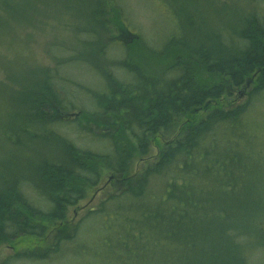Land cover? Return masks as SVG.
<instances>
[{"label":"trees","instance_id":"trees-1","mask_svg":"<svg viewBox=\"0 0 264 264\" xmlns=\"http://www.w3.org/2000/svg\"><path fill=\"white\" fill-rule=\"evenodd\" d=\"M48 14L66 16L65 28L70 31L72 45L65 39L61 43H52L48 49L49 59L54 62L51 66L36 64L24 72L10 71L0 65L8 77L7 83L1 84L7 91L4 104H9L15 111L5 116L6 127L0 131V138L5 142L4 154L11 149L6 161L0 160V247L6 245L14 256L33 262L60 259L67 252H79L77 257L88 252L90 258L101 252L103 264L110 261V264H137L134 253L141 246L136 247L135 234L148 236L139 230L138 217L145 218L143 214L156 202L165 206L169 214L161 219L165 227L157 228L155 252L165 264H177L178 258L169 256L170 249L178 245L184 247L186 238L179 237L177 232L182 221L175 223L180 211L174 203L194 207L188 235L194 239L199 233L194 225L201 218L206 219L202 207L218 204L222 213L217 217L221 221L226 220L225 210L230 206L236 216L256 218L254 224L262 226L263 229L241 226L242 232L236 237L240 259L243 264H248L245 245L264 249V195L258 194L248 179L243 180L235 173L225 176L233 177L228 182L220 181L221 177L208 171L217 167L223 174L225 165L233 166L225 164L222 156L227 152L221 143L232 149L228 154L235 157L236 167H241L242 157L250 156L247 151H238L249 103L236 104L230 97L258 66L263 68L253 80L257 86L246 95L255 94L263 86L264 17L260 11L240 16L238 35L229 34L225 42L239 45L232 46L227 52L221 53L222 46L214 39L210 47L199 37L193 41L187 34L188 24L184 23L183 33L170 38L161 49L147 46L137 36L121 39L127 49V59L120 62L108 55L113 42L105 50V43L99 45L96 41L101 34L112 38L113 25L123 27V16L116 0H0V43L8 44L10 23L26 28ZM51 50L60 56L51 55ZM74 60L101 66L92 72L97 78L95 86L71 81L61 74L62 68L74 65ZM113 66H117L127 80L118 78L111 70ZM69 82L79 87L77 90L86 94L90 102L96 99L95 103L91 102V111L75 106L78 114L99 112L119 117L122 124L109 135L101 136L79 120H72L78 122L76 129L86 132L94 142L107 137L112 144L116 139L124 145L123 152L119 153L115 147L111 152L101 154L113 158L117 162L113 164L116 171L128 177V183L121 190L128 198L107 196L97 208L86 212L88 221L101 217L96 224L91 221L92 230L96 227L101 230L95 237H90L84 229L81 231L78 221L73 223L67 216L68 205L76 204L83 197L79 182L86 179L85 172H91L92 160L104 156L91 149H77L69 143L65 132L54 127L59 121V109L70 100L64 93L62 101L59 90ZM70 107H74L72 103H69ZM249 140L251 143V138ZM206 148L209 154H206ZM253 148L251 144L250 150ZM32 151H35L33 156L29 154ZM16 152L23 155L17 157ZM205 154L206 157L211 154L214 163H202ZM143 156H151V162L134 171L133 161ZM24 164L26 169L33 170V175L24 173ZM104 164L113 168L106 160ZM199 166L202 171L198 170ZM99 178L100 174L87 179L88 187L96 185ZM134 181L137 185L133 187ZM149 181L155 187L164 186L160 194L158 191L147 193ZM27 190L42 198L37 203L30 202ZM144 195L147 197H142ZM255 197L259 199L255 209L242 205L254 201ZM109 200L114 202L107 206ZM237 209H242L243 214H236ZM146 217L151 219L153 214ZM229 220L227 218L226 222ZM114 225L110 237L107 229ZM117 231L120 236L116 235ZM102 236H108L109 241H101ZM78 237L82 238L73 245ZM177 238L183 239L178 241ZM84 241L91 244L90 249ZM4 259L0 254V264Z\"/></svg>","mask_w":264,"mask_h":264},{"label":"rangeland","instance_id":"rangeland-1","mask_svg":"<svg viewBox=\"0 0 264 264\" xmlns=\"http://www.w3.org/2000/svg\"><path fill=\"white\" fill-rule=\"evenodd\" d=\"M117 5L120 8L123 16L124 24L123 29L121 27L113 25L111 27L112 41L116 40L120 42L113 43L114 46L110 49L109 54L112 59H117V56L124 55L127 52L124 42L121 39H129L130 37L123 36L124 33L129 31L140 38L147 46L158 48L169 37L168 35H181L184 30V23H188V34L196 35L199 39H204L205 35H210L211 31L217 33L223 32L226 23H235L242 14H247L255 10H259L262 17H264V0H116ZM46 12H50L46 9ZM41 20L26 28H21V25L16 23H10L11 32L10 36L6 38V44L0 43V65L10 71L22 70L28 72L36 64H54L49 59V48L52 43H61L63 39L68 40L72 45L70 31L65 28V24L68 23L66 16H54L44 15ZM207 31V33L205 32ZM120 36V37H119ZM129 36H132L129 34ZM118 50V52H117ZM122 51L121 53H119ZM79 65H69L62 68V73L71 79L72 81L79 82L83 85L92 87L97 84V78L92 73L93 70L87 64L77 63ZM0 66V131L3 132L6 127L5 116L12 113L14 108L9 104H4L7 91L1 84L7 83L8 77L5 76L3 68ZM120 75H124L118 69ZM5 85V84H4ZM253 85V84H252ZM244 86L239 88L230 99H234L235 103H242L248 101L249 111L248 117L244 125L246 126L241 131L244 133L238 141L239 153L245 152L252 157L259 158L264 161V89L259 94H253L251 96L246 95L251 89V86ZM64 90H68L66 96L70 98L75 104H81L84 98L85 102H91L86 98V94L80 92L72 82L64 83ZM240 93V94H239ZM256 96V97H254ZM74 98V100H73ZM88 101H87V100ZM73 105V104H72ZM72 108V107H70ZM55 111V110H54ZM53 111V112H54ZM61 112L58 120L65 118L62 116L64 110ZM72 111V110H70ZM72 120H76L84 123L85 125L94 129V132L99 135L110 129V133L113 132V128L109 123V118L104 115H90V114H78L76 116L67 117L65 125L54 124L55 128L61 129L70 138L77 141V143L83 147H91L93 150L103 152L104 146L102 142L90 141V138L81 135V131L76 130ZM63 121V120H62ZM5 123V124H4ZM111 126V127H110ZM248 133V135H246ZM251 143H250V138ZM251 144L254 146L252 150ZM5 142L0 138V158L4 154ZM250 150V151H249ZM39 151V150H38ZM228 157V158H227ZM213 159L212 157H210ZM222 158L224 162L231 163L234 167L237 166V162L234 156L225 153ZM221 158V159H222ZM151 156L147 158L136 159L135 168L141 167L143 164L150 162ZM220 159V160H221ZM214 160V159H213ZM247 172L252 175L256 173V168L251 165H247ZM227 181V179L225 178ZM233 180V179H232ZM103 184V185H102ZM102 185V190L96 194L93 199L91 196L93 192L99 190ZM161 185L154 188L161 193ZM28 194L33 198H38L32 190H27ZM113 192L111 179H107V174L103 175L99 184L94 186L88 191L86 198L80 201L77 206L69 207L68 217L73 223L81 220V231L92 226L91 221L85 217L86 212L91 208H97L100 201H103L109 194ZM114 200H109L106 205L109 206ZM243 206L249 207L253 205V202H244ZM155 203L151 208L143 214V216L150 215L151 211L157 208ZM256 205L259 203H255ZM249 205V206H248ZM187 214L185 218L181 219L182 224L177 227L179 237L189 238L190 234V217L194 210L193 206L187 208ZM259 213V212H258ZM85 217V218H84ZM101 217H98L100 219ZM255 221L256 218H253ZM65 230V228H62ZM115 225L107 229L109 236H113ZM88 235L90 237L99 236L101 230L96 227L93 230L88 229ZM144 231L148 233V229L144 228ZM81 233V232H80ZM79 233V234H80ZM183 239V238H180ZM173 241H171L172 244ZM84 245L90 249L91 244L84 241ZM179 246V245H178ZM177 246V247H178ZM13 251L6 245L0 247V254L5 258ZM244 252L246 254V260L249 264H264V249L256 245H245ZM156 253V252H155ZM239 253V252H238ZM77 254H67L63 258L56 260H46L45 262H33L26 261L16 264H103L100 257L104 254L96 255L92 258L89 257V253H85L83 256ZM110 262L105 264H110ZM208 263V262H207Z\"/></svg>","mask_w":264,"mask_h":264},{"label":"bare ground","instance_id":"bare-ground-1","mask_svg":"<svg viewBox=\"0 0 264 264\" xmlns=\"http://www.w3.org/2000/svg\"><path fill=\"white\" fill-rule=\"evenodd\" d=\"M241 19L242 18L238 17V20L235 23H233V22L232 23H226V25L223 29V32H221V33L211 31L209 33L210 35L204 34L203 42H205L206 45L210 47L211 46V40L214 39V41H216L218 43V46L219 45L222 46L220 49L221 53H223L225 51L227 52L228 49H230L232 46L237 47L239 45V43H235V44L227 43V44H225V42H226V39H227L229 34H231L235 37L238 35L240 28H241ZM259 19H261V21L263 20L262 17H259ZM205 32L207 33V31H205ZM187 34H188V32H187ZM168 36L169 37L162 44V46H160L158 48H154V47H151V48H153V49L163 48L164 44L170 38L174 37L175 34L168 35ZM127 37L131 38V36H127ZM190 37L193 41H196L195 40L197 38L196 35H191ZM96 41H97V44H99V45H102L103 43H105V45H106L105 50L109 47L111 42L118 43V41H116V40L112 41V39L110 37H106V36H104V34H101L98 38H96ZM113 47H116V46H114V45L111 46L108 49V52ZM213 48H214V46H213ZM117 52H118V50H117ZM121 52L122 51H120L119 53H121ZM50 54L55 56V57L60 56V54L55 50H51ZM126 59H127V52L124 55L122 54L121 56H119V54H118L116 60L121 62V61H124ZM73 63H74V65H79L77 63H82V62H80L78 60H74ZM89 66L91 67V69L94 72L98 71V69L101 68L100 65L99 66L89 65ZM261 68H263V67L258 66L256 68V70L250 76L246 77V79L244 80V83L242 85H240V87H243V86L246 87V86H250L253 84L251 86V89L248 91V92H252V90L257 86V82L254 83L253 80L260 73ZM111 70L118 78L127 80L126 77H124L123 75H120V73L118 72L117 66L111 67ZM61 74H64V73H62V70H61ZM263 89H264V83H263L261 90L257 91L255 93V95L259 94L260 91H262ZM59 91L61 92L60 97L63 101V99H65L64 93L67 92L68 90L61 89ZM254 97H256V96H254ZM73 100H74V98H73ZM91 102L95 103L96 99H92ZM67 103L68 104L62 108V110L66 111V112L62 113V116H64L65 118L57 121L55 124L60 123L61 126L65 125L67 123L65 121V119H67V117H70V115H74L75 112H79V110L75 106H81L83 109H85L87 111L92 110L89 102H85L84 98L82 99L81 104H75L71 100H67ZM69 103H72L74 107L69 108ZM70 110H72V111H70ZM92 114L104 115V114L99 113V112L92 113ZM104 116L109 118V123L113 129H116L122 125L119 117H116V116L110 117V115L109 116L104 115ZM77 124H78V122L74 123L75 129H76ZM54 127H55V125H54ZM109 132H110V129L103 131V133H101V136L105 135V134H106L105 136H107V135H109ZM81 135L87 137L86 132H81ZM112 139H114V138H112ZM69 141H70L69 142L70 144H72L73 146H75L79 150H84V151H88L89 149L93 150L91 147H83V146L79 145L76 140H74L70 137H69ZM90 141H92L91 138H90ZM101 142H102V146H104V150H102L103 152H99L97 150H93V151L96 152L97 154L104 155V156H96V158L94 160H92L93 161L92 166H90L92 169L91 172H85L84 176L86 177V179H83L79 182V186H80L81 190L83 191V197L79 198L76 201V204L68 205L67 216H68L69 207H75V206H77V204L80 201L84 200L88 194V191L91 190L94 186H97L99 184L102 176L106 175V174H107V179L108 178L111 179L112 188H113V192H111V194H109L108 196H117L119 198L121 197L122 200H126L128 198V197H125V195H122V192H121V190H123V188L125 187L124 185L128 183V177L124 176L123 172L116 171V168L114 167L113 164H116L117 162H114L112 160L113 158H109L106 154H101V153L111 152L112 149H114L115 147L119 149L118 150L119 153L123 152L124 145L121 143V141H116V139H114V142L112 144L107 137H104ZM221 145L227 153L232 152L231 151L232 149L229 150L225 144L221 143ZM206 151H207L206 154L210 153L208 148H206ZM27 152L28 151H25V154H28ZM9 153H11V149L7 151V154L2 155L0 160L2 162H5L7 160L6 156ZM29 154L33 156L35 154V151L34 152L32 151V153H29ZM206 154H205L204 159L202 160V163H203V161L204 162L213 161V159L210 158L211 154H210V156H207V157H206ZM15 155L17 157H21L23 154L21 152H19V153L16 152ZM142 158H147V156H143ZM137 159L139 160L140 158H137ZM104 160H106L113 168L105 166ZM128 162H129V159L126 160V163H128ZM150 162H151V160H150ZM147 163H149V162H147ZM211 163H214V162H211ZM211 163H206V164L212 165ZM145 164H143L141 167L135 168V161H133L134 171H138L139 169H142ZM247 165H251L254 168H256L257 171L254 175H250L247 172V169H245V167H247ZM23 167H24V173L30 174V175L34 174L33 170L29 171L28 169H26L25 164L23 165ZM201 168L202 167L199 166L198 170L202 171ZM224 168L225 169H223V171H224L223 174L221 172V169H219L217 167H213L208 172L209 173L215 172L219 177H221L220 181L222 179L226 178L228 180V182H231L233 177H230V176L225 177V176L227 174L232 176L235 173L237 176L242 177L243 180H245V178L248 179V181L255 186L256 192L260 195H264V161L260 160L259 158L252 157V156H244L241 159V167H234V166H230V165L229 166L225 165ZM1 170L5 171L6 168H1ZM98 174H100V178H99L97 184L93 185L91 187H88V185L90 183H89V180H87V179H91L93 176L95 178L96 175H98ZM102 185L99 188V190H97V191L95 190L93 192L91 199H93V197L96 194H98V192L100 190H102V188H103ZM136 185H137V182L134 181V183L131 186L134 187ZM154 188H156V187L154 185H152V183L149 181V183L147 185V189H148L147 193H151L152 191H155ZM163 189H164V186L160 188L161 191ZM142 197H147V195L146 196L144 195ZM28 198H29L28 200L30 202H32V203L36 202L37 203L38 200L41 199L42 197L38 196V198H35V197L32 198L28 194ZM148 199H150V197ZM258 201H259L258 197H255L254 201H252L253 205L251 206V208L255 209V207H257L255 203H257ZM101 202L102 201L99 202L98 206L100 205ZM154 203H156V202H154ZM174 204L176 205V207L180 211L179 217L175 218L176 219L175 223H178V221L185 218L187 211H188V209H187L188 206L182 205L180 202L174 203ZM217 206H219V205L214 204L212 206L207 205V208L205 206L202 207L203 215L206 216V219L201 218L200 222L198 224L194 225V228L199 230V233H198L196 239H194V238L185 239L184 241L186 242V245L184 247L178 246V247L170 249L169 256L178 258L177 264H243L241 259H240L239 254H238V248H237V243H236V237L239 235V232H242L241 226L253 225L254 227H260V229H263V228L261 225L258 226L256 224H254V220L248 215H245L244 217L236 216L230 206H227L226 210H225L226 220H227V218H229L230 220L227 222L225 220L223 222L217 217L218 214L222 213V211ZM208 208H210V209H208ZM241 211H242V209H240V210L237 209L236 214L237 213L243 214ZM150 214H153V217L151 219H147V217L144 218L141 216L138 217V222L141 225V228H139V230L141 232H144V228H147L148 229V233H147L148 236H145L143 234L140 235L139 233L135 234L136 240L134 242L136 244V247H140V246L141 247H140V250H137V252L134 253V257L137 261L136 262L137 264H162V263L165 264L163 261L160 260L162 257H160V256L158 257L157 254L155 253V247L157 246V243H158L155 239L156 238L155 236H157L156 231H158V229L160 230V229L165 227L164 224L161 222V219H162L163 215L167 216L169 214V211L165 206L157 204V208L154 211H151ZM170 218H172V217H170ZM91 221H92V223L96 224L98 222V219H92ZM71 222H73V220ZM77 224H79L78 226H79V228H81V226H82L81 222L78 221ZM150 224L155 225V226H150ZM153 228H156L155 233H153V231H154ZM88 229L92 230V228L89 227L84 231L87 232ZM119 233L120 232L117 231L116 235L120 236ZM140 236H141V239H140ZM81 238L82 237H78L75 244H73V245L78 244V242L80 241ZM99 239H101V241H103L104 243L109 241L108 236H102ZM176 240L181 241L180 238H177ZM18 248H19L18 251H20V249H22L20 245L18 246ZM67 254H70V253L67 252ZM14 255H15V253L12 252L10 255H8L4 259V262L2 264H16V263H22V262L27 261V259L25 257L19 258V257H16L17 255L16 256H14ZM98 255H101V252Z\"/></svg>","mask_w":264,"mask_h":264},{"label":"water","instance_id":"water-1","mask_svg":"<svg viewBox=\"0 0 264 264\" xmlns=\"http://www.w3.org/2000/svg\"><path fill=\"white\" fill-rule=\"evenodd\" d=\"M129 34H130V31H129ZM126 35H127V36H129V35H128V32H127V34H126ZM134 36H135V35L133 34L131 37H134ZM76 115H78V113H77V112H75V113H74V116H76Z\"/></svg>","mask_w":264,"mask_h":264}]
</instances>
